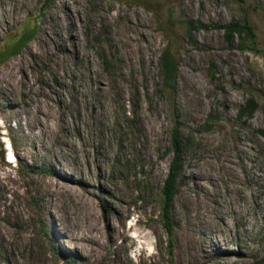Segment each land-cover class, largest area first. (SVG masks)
I'll use <instances>...</instances> for the list:
<instances>
[{
  "label": "rangeland",
  "instance_id": "obj_1",
  "mask_svg": "<svg viewBox=\"0 0 264 264\" xmlns=\"http://www.w3.org/2000/svg\"><path fill=\"white\" fill-rule=\"evenodd\" d=\"M19 2L0 0V48L34 29L0 65V264H264V0H69L76 43L59 0ZM244 14L259 53L237 36L227 43L221 29L185 25ZM44 25L60 40L50 59ZM125 36L142 56L125 55ZM165 49L177 65L174 92L161 80ZM47 90L57 135L37 118ZM251 98L256 110L240 117ZM175 124L185 147L169 249L161 189ZM54 171L90 179L101 227L106 216L118 224L113 240L102 229L96 253L73 243L66 193L45 188Z\"/></svg>",
  "mask_w": 264,
  "mask_h": 264
},
{
  "label": "bare ground",
  "instance_id": "obj_2",
  "mask_svg": "<svg viewBox=\"0 0 264 264\" xmlns=\"http://www.w3.org/2000/svg\"><path fill=\"white\" fill-rule=\"evenodd\" d=\"M59 1L62 5H64L66 7V10L68 11V18L70 20V24L72 25V37H73L74 42L76 43V41L78 39H77L76 34H74V32L77 28V25H76L75 20H73L74 19L73 13L77 9L74 8L73 13H72V10L70 9L71 7H69V5H68L69 0H59ZM19 3L23 4L24 0H20ZM47 28L48 27H46V25H44L41 27L40 31H42V33L45 35L44 36L45 39L43 38L45 40L43 42L44 43L43 44L44 45L43 53H44V55L48 56L50 59L53 56V52L51 49L53 47H55L60 40H56L57 36H58V34L56 32H55L56 33V36H55ZM141 35L143 36V34H141ZM122 44H124L126 47L125 52H124L125 55L127 54L128 56H130V55L132 56V55H135L138 53L140 56H142L143 47L141 44H139V43L135 44L134 42H132L131 38H128L126 36L124 37ZM39 50H37L36 48L33 49L31 47L28 48V52H30L31 56L33 55L34 57L35 56L38 57L40 55ZM21 70H22V75L24 76V79H25L24 83H27L29 80V79H27V74L23 68ZM10 77H11L12 81L15 80L14 74H10ZM97 85L98 86L96 87V89H100L101 91L104 89V86L102 85V83L101 84L98 83ZM42 92L45 95V99L43 101H39V100L36 101L37 105L35 107L36 112L38 113V116H37L38 122H39L40 126H42L43 130L49 129L48 132H50L51 134L57 135L58 129L55 128L54 127L55 125L53 124V121L55 120V117H56L55 116L56 111L54 112L53 106L51 105V102H50V100L52 98V93L48 92V90H47V92L46 91H42ZM29 140L32 141L30 138H29ZM62 141L64 143H66L65 139H63V138H62ZM70 145H71V147H73L75 149V151L77 153L79 152V149L77 150L76 145H74L73 143ZM52 151H54V150H52V148H51L50 152H52ZM87 166H88V172L91 173L90 164L88 163ZM94 168H96L98 171H100V176H102V168H101L100 163L97 161V159L95 160V167ZM52 173L54 174V177L55 178L57 177L58 179L55 180V178H54V181L49 179L45 185V188H49L52 191L53 189H55V187H58V189L62 193L63 192L66 193L65 197H66V201L68 203L67 209L70 211L71 214H73L75 216V218H69V219H70L71 224L73 225V228L71 231H74L73 232V240H74L73 243H75L76 246H78L79 248H82L86 253H89V252L96 253L98 248L101 246L102 229H104V233L106 235L110 236L111 240H113L116 236H118L121 233L118 224L114 223L112 218L109 216H106L104 218L103 226L101 227V223H100L99 219L97 218L95 210L93 209L91 202L88 198V195L92 194V189H91L92 184L89 181L90 179L88 180V178H82L80 176H77L73 182L72 180H69V181L64 180L62 178V175H60L56 171H54ZM76 184H81L84 187V188H82V191H77L75 189ZM98 185H100L103 188V185L101 182L98 183ZM111 208L118 211L117 207L112 206Z\"/></svg>",
  "mask_w": 264,
  "mask_h": 264
},
{
  "label": "trees",
  "instance_id": "obj_3",
  "mask_svg": "<svg viewBox=\"0 0 264 264\" xmlns=\"http://www.w3.org/2000/svg\"><path fill=\"white\" fill-rule=\"evenodd\" d=\"M245 2V0H239ZM245 11V9H244ZM185 25L188 31L221 29L224 32L225 41L231 43L235 36L239 37L241 41L246 40L248 46L246 49L259 53L261 52L256 47V37L253 26L249 19L244 14L241 21L230 22L226 25L218 24H202L199 22L186 20ZM34 29L19 33L16 37L4 44L0 48V65L7 62L12 57L16 56L23 46L30 40ZM161 80L164 87L170 91H175L177 65L172 57L169 49H165L159 59ZM257 108V103L254 99H249L247 102L239 107L238 115L240 117H251ZM264 136V130H260ZM185 144L181 138L178 126L172 128L170 139L171 160L168 166V171L161 189V212L160 219L162 226L167 236V245L170 249L172 247L173 221H172V206L173 200L178 190V182L180 173L183 167V151ZM170 264L172 260H169Z\"/></svg>",
  "mask_w": 264,
  "mask_h": 264
}]
</instances>
